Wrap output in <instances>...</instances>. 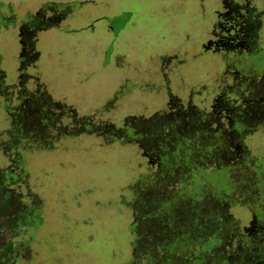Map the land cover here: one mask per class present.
<instances>
[{
  "label": "rangeland",
  "instance_id": "374dc122",
  "mask_svg": "<svg viewBox=\"0 0 264 264\" xmlns=\"http://www.w3.org/2000/svg\"><path fill=\"white\" fill-rule=\"evenodd\" d=\"M0 264H264V0H0Z\"/></svg>",
  "mask_w": 264,
  "mask_h": 264
},
{
  "label": "flooded vegetation",
  "instance_id": "af4514ba",
  "mask_svg": "<svg viewBox=\"0 0 264 264\" xmlns=\"http://www.w3.org/2000/svg\"><path fill=\"white\" fill-rule=\"evenodd\" d=\"M116 18H117V17H114V18H108V20H109V26H110V27H112V28L114 27V24H113V23H116V20H115ZM120 18H123V16H122V15L118 16L117 20L120 19ZM114 31H115V30H114Z\"/></svg>",
  "mask_w": 264,
  "mask_h": 264
}]
</instances>
